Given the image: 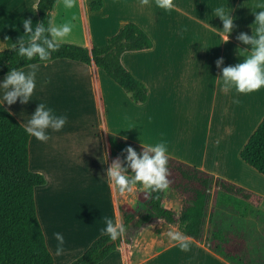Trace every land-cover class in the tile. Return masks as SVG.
<instances>
[{
  "label": "crops",
  "instance_id": "0c3cea01",
  "mask_svg": "<svg viewBox=\"0 0 264 264\" xmlns=\"http://www.w3.org/2000/svg\"><path fill=\"white\" fill-rule=\"evenodd\" d=\"M39 1L0 0V52L20 45L21 40L31 42L39 24L33 5ZM99 2L102 8L92 10L91 4ZM174 2L176 7L166 12L155 0L147 6L140 0H77L72 9L59 0L52 12V27L73 25L72 33L59 43L104 47L127 21L149 34L153 49L122 57L125 67L148 90L143 104L135 103L98 69L102 109L92 67L69 59L36 64V89L27 104L20 99L12 105L4 102L2 84L8 74L0 76V102L23 126L41 103L67 120L60 131L48 129L47 142L33 136L29 142L30 169L47 180L35 189V201L55 264L77 260L105 234V217L122 221L119 207L134 211L148 198V192L120 193L109 185L107 168L116 158L109 154L108 133L146 147L164 143L168 157L264 197V176L240 158L264 119V88L248 95L234 89L225 92L222 79L223 67L235 66L251 53L253 46L238 37L255 34V13L262 10L264 0ZM217 6L230 10L234 18L228 42L220 34L223 24L214 14ZM25 19L32 20L33 33L24 29ZM220 59L224 63L217 67ZM237 99L240 103H233ZM128 174L132 175L131 170ZM163 206L178 214L182 209L181 200L169 189ZM245 208L244 216L217 208L215 217L221 222L231 219L227 226L238 227L239 232L253 224L259 233L264 201L260 207L242 206L240 211ZM169 231L181 233L177 225L164 222L144 228L128 245V258L120 247L99 264H231L192 238L187 237L190 250L181 251L167 236ZM56 233L64 238V252L59 256ZM242 233L249 241V230Z\"/></svg>",
  "mask_w": 264,
  "mask_h": 264
},
{
  "label": "trees",
  "instance_id": "16d2710c",
  "mask_svg": "<svg viewBox=\"0 0 264 264\" xmlns=\"http://www.w3.org/2000/svg\"><path fill=\"white\" fill-rule=\"evenodd\" d=\"M59 0H40L39 24L45 28L40 41L52 39L47 31L52 27V12ZM103 4H91L92 10H100ZM30 42L24 43L28 47ZM20 45L0 52V76L12 69L21 70L58 59H69L87 64L93 69L99 105H102L98 69H102L137 104L147 101L148 90L138 81L122 62L125 53H136L154 48L147 32L133 21L125 22L119 31L108 39L106 46L91 44L82 47L59 43L56 51H49V59L43 61L37 54L32 60L19 55ZM31 136L24 126L0 102V264H55L46 243L45 234L37 215L35 189L47 183L46 178L32 172L29 164ZM107 144L111 158L127 159L126 149L132 147L137 153L145 146L108 133ZM241 160L264 176V119L240 152ZM169 190L182 203L180 214L163 206L165 192H151L147 200L134 211L118 208L125 235L111 241L107 234L98 237L87 251L71 264H99L111 253L124 247L129 256L128 245L137 234L159 222L177 225L181 234L204 243L211 251L231 264H264L253 259L246 237L229 228L215 217L217 208L236 212L242 216L247 208L260 207L264 197L227 180L216 178L196 167L168 157ZM130 170V169H129ZM158 197V199H157Z\"/></svg>",
  "mask_w": 264,
  "mask_h": 264
},
{
  "label": "clouds",
  "instance_id": "9594fccd",
  "mask_svg": "<svg viewBox=\"0 0 264 264\" xmlns=\"http://www.w3.org/2000/svg\"><path fill=\"white\" fill-rule=\"evenodd\" d=\"M150 0H140L142 6L149 5ZM77 0H64L66 9L76 7ZM158 8L170 12L176 5L174 0H155ZM262 10L255 13V23L258 27L255 34L249 36L242 33L238 39L245 45H252V51L245 57L243 62L235 66L223 67V91L234 89L236 93L248 95L264 88V6H259ZM33 8L38 10V4H34ZM214 14L223 24L220 34L224 42H228L229 36L234 28V18L230 15V10L224 6H217ZM23 27L28 33H33V22L31 19L22 21ZM73 30L71 23H64L58 27H49L47 31L52 39L44 38L43 44L48 50L56 51L59 42L65 40ZM45 28L42 24L35 26L34 34L31 36V42L28 47L24 46L21 40L19 47V55L32 60L34 56L39 55L40 59L47 61L49 59V51L41 46L40 41ZM7 40L8 38L5 37ZM14 47V45H13ZM223 60L216 62L217 67H222ZM32 71L26 73L24 70L12 69L3 81L2 88L5 89L3 100L8 105L16 103L18 99L23 104H27L33 96L36 89V69L37 65H29ZM233 103L239 104L240 101L234 100ZM67 120L64 116H57L51 108L41 103L35 114L31 116L28 123L24 125L25 131L41 142H47L50 137L47 134L48 129L60 131L65 126ZM127 159L122 162L117 157L107 168V181L111 187H115L120 193H134L137 190L142 192H165L170 186L168 179L170 173L168 169L167 146L164 143H158L155 146H145L144 151L137 153L132 147L126 150ZM107 156V153H105ZM108 158V156H107ZM129 169L132 175L130 176ZM158 199V197H157ZM106 228L103 230L111 241L122 238L126 233V228L122 221H113L112 218L105 217ZM167 236L171 241L178 244L181 251H189L188 238L179 232L169 231ZM57 240L56 255H62L64 252V238L62 234L56 233Z\"/></svg>",
  "mask_w": 264,
  "mask_h": 264
},
{
  "label": "rangeland",
  "instance_id": "374dc122",
  "mask_svg": "<svg viewBox=\"0 0 264 264\" xmlns=\"http://www.w3.org/2000/svg\"><path fill=\"white\" fill-rule=\"evenodd\" d=\"M101 108H102V105H101ZM103 109V108H102ZM122 197L119 196V201L121 200ZM122 207V206H121ZM123 208V207H122ZM218 209H220V207H218ZM126 210V209H125ZM129 211V210H128ZM219 219V217H218ZM223 221L224 220H228V222H222V226H224V228H229L239 234H243L245 236L244 233L242 232H246L247 230H249V234H248V239L249 241L248 242V246H249V249H250V253L253 257L254 260L256 261H259V260H263L264 261V223H261L260 224V229H259V233L256 232V230L254 229V225H248L249 227L247 229H243L241 228L242 232H239L238 231V227L235 228V226L231 227V226H227V225H231L229 223V221H231V219L229 218H223L222 219ZM246 237V236H245ZM261 243L260 246H257V244ZM258 247V249H257Z\"/></svg>",
  "mask_w": 264,
  "mask_h": 264
}]
</instances>
